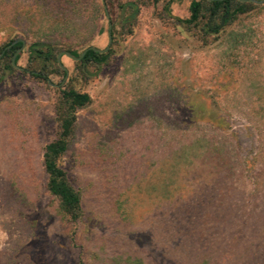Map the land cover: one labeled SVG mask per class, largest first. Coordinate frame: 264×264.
Listing matches in <instances>:
<instances>
[{"label":"rangeland","instance_id":"1","mask_svg":"<svg viewBox=\"0 0 264 264\" xmlns=\"http://www.w3.org/2000/svg\"><path fill=\"white\" fill-rule=\"evenodd\" d=\"M191 1L104 0L107 62L82 73L81 59L62 56L68 76L57 87L65 76L30 75L29 45L56 57L104 49L101 0H0V47L25 42L15 71L0 72V264H193L183 228L211 204L216 177L201 156L179 157L198 135L239 157L240 212L264 211V4L205 35L207 14L189 29L178 20ZM126 2L139 7L134 18ZM67 83L91 98L59 160L81 196L75 222L47 191L43 168ZM254 248L251 264H264V239Z\"/></svg>","mask_w":264,"mask_h":264},{"label":"trees","instance_id":"2","mask_svg":"<svg viewBox=\"0 0 264 264\" xmlns=\"http://www.w3.org/2000/svg\"><path fill=\"white\" fill-rule=\"evenodd\" d=\"M253 6L237 0H193L189 5V17L178 20L184 28L189 29L197 25L199 20L207 14L211 20L205 23L204 33L208 35V31L212 30L213 33L218 31L222 22L224 24L232 22L238 15L246 13L247 9ZM101 7L103 9V4ZM121 9L130 11V18H134L139 11V7L134 2L124 3ZM164 9L168 11V5ZM216 18H221L219 24L214 22ZM211 26L214 29H211ZM16 39L19 38L9 39L0 47L1 74L15 71L12 57L21 47V43L12 45ZM66 51L74 57H79L83 50L77 52L67 49ZM109 55V51L105 54L88 51L76 64L84 73V67L91 64H105ZM17 59L18 56L15 64ZM28 63L31 65L30 75L37 80L47 82L50 74L65 76V71L58 65L54 49H50L40 41L29 45ZM90 103L91 98L87 93L76 90L68 83L59 90L54 107L58 132L55 139L45 146L43 153V168L47 176L46 189L51 196L57 199L61 213L73 222L81 216V196L70 185L59 160L67 151L74 134L77 112ZM207 145L206 137L198 135L179 154L180 158L187 157V154L193 157L201 156V162L211 164L216 173L213 180L215 185L211 204L206 205V209L200 211L196 223L193 221L183 228L186 229L184 230L186 237H190V241L186 243L187 248L194 252L191 255L194 260L193 264H251L256 252L255 240L264 239V211L251 212L250 209H245L243 214L240 212V205L245 204L247 199L235 185V170L240 164L239 157L224 158L218 154L219 148L209 149ZM246 217L253 223L247 222ZM187 232L191 233L189 237ZM188 260L192 261L191 258Z\"/></svg>","mask_w":264,"mask_h":264},{"label":"water","instance_id":"3","mask_svg":"<svg viewBox=\"0 0 264 264\" xmlns=\"http://www.w3.org/2000/svg\"><path fill=\"white\" fill-rule=\"evenodd\" d=\"M208 1H212V0H208ZM241 3H252V4H255V5H263L264 4V0H237ZM102 4H103V11H104V15L106 17V20L108 22V32H107V37H108V44L107 46L104 48V49H98L96 47H93V46H90V47H87L86 49H84L81 54L79 55V57H74L72 56L70 53H68L67 51H63V52H60L57 54V62H58V65L59 67L65 71V77H64V80L61 82L60 85H57L58 86H61L63 85L64 81L66 80L67 76H68V71L66 70V68L62 65L61 63V57L62 56H66L74 61H78L80 59L83 58V56L88 52V51H93L95 53H98V54H105L107 53V51L110 49V45L112 43V23H111V19H110V16H109V13H108V9L104 3V0H101ZM16 43H21V47L14 53L13 57H12V65L14 67H16V64H15V59L17 57V55L22 51V49L24 48L25 46V42L24 40L22 39H16L12 45L16 44ZM1 56V55H0Z\"/></svg>","mask_w":264,"mask_h":264}]
</instances>
